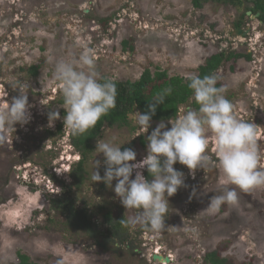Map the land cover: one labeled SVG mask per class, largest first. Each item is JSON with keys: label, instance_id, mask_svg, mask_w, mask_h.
Wrapping results in <instances>:
<instances>
[{"label": "rangeland", "instance_id": "obj_1", "mask_svg": "<svg viewBox=\"0 0 264 264\" xmlns=\"http://www.w3.org/2000/svg\"><path fill=\"white\" fill-rule=\"evenodd\" d=\"M245 7L208 1L197 9L191 0H0V106L19 96V88L30 105L28 123H17L0 144V264L18 262L19 252L40 264H167L153 260L156 250L171 259L168 264H203L201 258L212 250H220L233 264H264V186L243 192L220 183L210 131L205 169L193 172L179 162L174 165L183 173L184 185L168 198L162 231L127 223L140 212L122 205L115 180L111 188L91 180L96 160L101 176L106 167L96 150L86 163L84 183L73 192L78 207L86 205L98 223L99 241L70 228L50 203L64 194L52 175L73 182L69 171L80 159L67 133L62 136L57 128L64 125L66 109L55 64L76 59L86 49L95 55L99 77L122 82L139 79L146 69L197 76L199 66L214 53L249 54L250 59L227 62L216 75L236 118L256 126L259 166L264 168V31L253 16L242 15ZM239 18L253 33L244 36L234 30ZM34 65L39 66L37 75L31 71ZM188 109L197 110L182 105L178 117ZM50 111L59 113L51 126ZM138 115H130L129 126H106L95 146L98 141L121 149L133 144L137 161L142 160L148 154L147 136L161 121H151L146 131L135 122ZM169 121H163L167 128ZM64 131L70 129L64 125ZM228 188L237 191L238 203L210 213L211 197ZM109 209L114 217L124 215L129 246L101 245Z\"/></svg>", "mask_w": 264, "mask_h": 264}, {"label": "clouds", "instance_id": "obj_2", "mask_svg": "<svg viewBox=\"0 0 264 264\" xmlns=\"http://www.w3.org/2000/svg\"><path fill=\"white\" fill-rule=\"evenodd\" d=\"M54 77L64 99V125L74 136L83 135L94 128L101 117L116 107V82L111 78L99 77L95 55L90 50L86 49L76 59L56 62ZM186 79L199 105L198 110L188 109L175 121L170 120L171 128L161 121L147 136L148 154L142 160L137 161L135 150H121V145L111 141H98L95 149L105 157L106 167L101 176L97 170L100 161L96 160L91 180L103 181L110 188L115 180L114 192L122 205L140 212L127 223H140L153 232L165 229L168 198L184 185L183 173L174 165L179 162L193 172L197 168L207 167L210 159L207 154L209 131L216 141L215 155L222 173L220 183L235 185L243 192L264 186V168L259 166L261 156L256 126L236 118L231 102L223 94L224 87L216 86L219 76L201 78L190 75ZM19 89V96L14 97L7 106H0V144L7 142L9 130L15 128L17 123L23 125L30 120L28 95ZM170 94L171 88L165 89L151 101L147 113L139 112L135 122L141 129L148 131L157 107ZM58 118V112L50 111L49 125ZM146 169L151 180L143 174L142 170ZM134 171L135 177L132 178ZM237 203V191L228 188L223 194L211 197L207 210L215 213L223 204Z\"/></svg>", "mask_w": 264, "mask_h": 264}, {"label": "trees", "instance_id": "obj_3", "mask_svg": "<svg viewBox=\"0 0 264 264\" xmlns=\"http://www.w3.org/2000/svg\"><path fill=\"white\" fill-rule=\"evenodd\" d=\"M208 1L221 5H232L236 8L246 6L245 0H191L193 6L197 9H201ZM247 1L253 5V8L245 7V9L253 11L259 10L264 13V0ZM245 14L246 12L242 15L244 16ZM240 58L250 59L251 56L245 53L226 51L214 53L206 59L205 63L199 66L197 76L203 78L204 76L216 75V72L221 66L229 61H237ZM31 71L33 75H37L39 66H32ZM115 82L117 86L116 107L111 109L107 115L101 117L97 125L89 129L85 134L74 136L71 130L68 131L71 146L80 154V160L72 164L73 166H71L69 172V176L73 178V182L66 183L64 180L52 175L53 180L61 184L64 194L61 197L50 198L51 207L64 214L66 224L70 228L84 230L85 236L95 241L100 238L98 236L101 234L99 233V225L89 215V210L86 205L78 207L73 188L79 189L84 183L87 175L86 163L90 160V155L96 147L95 142L102 136L105 127L122 128L129 126L131 114L135 112L147 113L149 111L148 105L151 101L160 96L168 88H171V94L166 97L164 103L157 107L151 121H169L176 119L180 113L181 106L185 104H190L197 110L199 108V105L195 101L193 91L188 87L186 77L179 75L171 76L165 70L159 69L152 73L149 69H146L140 78L135 81ZM216 86H220L219 82ZM57 128L62 136L64 134L66 135L67 131H64L63 124ZM132 146L133 144H130V146L123 147L121 150L131 148ZM145 177L149 180L152 179L147 169L145 170ZM104 219L107 230L102 233L104 242L101 245L103 244L107 247L108 244H112L117 247V243L121 244L126 238V219L123 214L121 217H114L110 209L104 213ZM18 258L19 261L13 264H40L32 261L28 255L21 252L18 253ZM201 259L203 264H233L229 258L222 256L220 250L208 251Z\"/></svg>", "mask_w": 264, "mask_h": 264}, {"label": "flooded vegetation", "instance_id": "obj_4", "mask_svg": "<svg viewBox=\"0 0 264 264\" xmlns=\"http://www.w3.org/2000/svg\"><path fill=\"white\" fill-rule=\"evenodd\" d=\"M246 4V3H245ZM248 7H251L253 8V5L251 3L248 2V4H246V8ZM246 15H251L253 16L258 22H259V29L261 31H264V13L262 11H253V10H250V9H246ZM245 20H243V18H239L237 19L234 24H233V28L236 32H238V34L240 35H244V36H247L248 34H251V32L253 31V28H248V27H245ZM253 33V32H252ZM261 44L264 42L263 41H260ZM145 233H147L145 231ZM125 240L124 242H122L121 244L125 245V244H128V246L130 245L128 243V236H127V233H125ZM159 254H161L160 250H158ZM168 264V263H167Z\"/></svg>", "mask_w": 264, "mask_h": 264}, {"label": "water", "instance_id": "obj_5", "mask_svg": "<svg viewBox=\"0 0 264 264\" xmlns=\"http://www.w3.org/2000/svg\"><path fill=\"white\" fill-rule=\"evenodd\" d=\"M153 258L159 262H162V261L169 262L170 261L169 257H164L161 254H154Z\"/></svg>", "mask_w": 264, "mask_h": 264}, {"label": "bare ground", "instance_id": "obj_6", "mask_svg": "<svg viewBox=\"0 0 264 264\" xmlns=\"http://www.w3.org/2000/svg\"><path fill=\"white\" fill-rule=\"evenodd\" d=\"M156 252H158V251H156ZM159 253V252H158ZM162 263H168V262H166V261H162Z\"/></svg>", "mask_w": 264, "mask_h": 264}, {"label": "built area", "instance_id": "obj_7", "mask_svg": "<svg viewBox=\"0 0 264 264\" xmlns=\"http://www.w3.org/2000/svg\"><path fill=\"white\" fill-rule=\"evenodd\" d=\"M156 251H158V250H156ZM156 251H155V252H156Z\"/></svg>", "mask_w": 264, "mask_h": 264}]
</instances>
